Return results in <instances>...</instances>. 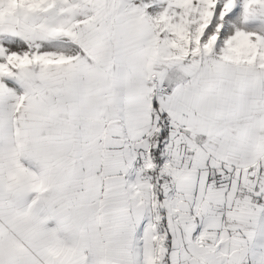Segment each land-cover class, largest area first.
Listing matches in <instances>:
<instances>
[{"label":"snow or ice","instance_id":"6c2138e0","mask_svg":"<svg viewBox=\"0 0 264 264\" xmlns=\"http://www.w3.org/2000/svg\"><path fill=\"white\" fill-rule=\"evenodd\" d=\"M0 264H264V0H0Z\"/></svg>","mask_w":264,"mask_h":264}]
</instances>
